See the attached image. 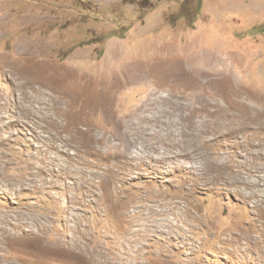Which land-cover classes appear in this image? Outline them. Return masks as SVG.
<instances>
[{"label":"rangeland","instance_id":"374dc122","mask_svg":"<svg viewBox=\"0 0 264 264\" xmlns=\"http://www.w3.org/2000/svg\"><path fill=\"white\" fill-rule=\"evenodd\" d=\"M262 115L264 0H0V264H264Z\"/></svg>","mask_w":264,"mask_h":264},{"label":"bare ground","instance_id":"6f19581e","mask_svg":"<svg viewBox=\"0 0 264 264\" xmlns=\"http://www.w3.org/2000/svg\"><path fill=\"white\" fill-rule=\"evenodd\" d=\"M13 66V65H12ZM178 64L177 63H171V64H169L167 67H163L162 68V71H161V74H160V71H158L157 72V74H159V75H157L156 73L155 74H153V75H151V77H153V78H155V79H157L158 80V84L159 83H163L164 84V79L167 77V75L168 74H170V75H173L174 77V79H180L181 77H182V75L180 74V72H179V68H178ZM10 67V66H9ZM161 69V68H160ZM27 71V70H26ZM21 73V72H20ZM23 74V73H22ZM21 74V75H22ZM138 74V75H137ZM137 74L135 73L134 74V76L135 77H138V78H140V77H142L141 75H142V71H137ZM27 75V74H26ZM26 75H24L25 77H22L23 79H24V83H23V86L22 87H26V86H28V85H33L34 83H38L39 82V78H33V79H30L28 76H26ZM186 75V74H185ZM189 75V74H188ZM20 76V75H19ZM23 76V75H22ZM140 76V77H139ZM146 77H150V76H146ZM160 79V80H159ZM164 81V82H163ZM151 83H153V81L151 82ZM155 84V83H154ZM168 84V83H167ZM159 86V85H158ZM217 88H216V90H215V92L213 93V100H211V101H209L208 100V98L207 99H202V100H200L199 102H200V104H201V107L197 110V109H195V111H197L198 113H202V112H206L205 111V109H207V111H209V107H217V106H221L222 105V103H221V98H224V99H226V100H230V96H226L227 94H225L224 92H223V90H224V88H227V86L226 87H224L223 85L221 86V84L219 85V86H216ZM224 87V88H223ZM158 88V87H157ZM230 88V87H229ZM89 89V88H88ZM111 89H112V87H109L108 88V90H104L103 88H101L100 90H99V93L100 94H97L96 95V98H95V100H96V103L97 104H100L101 103V111H104V112H106V113H110V108H111V106H112V101H113V99H112V96H113V94H115L116 95V93H117V91H116V93L115 92H113L112 93V95H111V93L110 92H112L111 91ZM87 90V89H86ZM104 91V92H103ZM106 91H109V92H106ZM86 92V91H85ZM91 92V91H90ZM102 92V93H101ZM158 92V91H157ZM87 93V92H86ZM95 93V92H94ZM87 95V94H86ZM91 96L93 95V94H90ZM154 95V94H153ZM85 97V96H84ZM87 97V96H86ZM85 97V98H86ZM90 97V96H89ZM114 98V97H113ZM210 99V98H209ZM156 100H158V99H156ZM149 103H150V100L148 101ZM153 102V101H152ZM152 102H151V104H152ZM213 102H215L214 104H213ZM218 103V104H217ZM149 107H150V105H148ZM231 109H232V105L229 103V105H228V107H227V109L226 110H221L220 112H219V116H218V118L221 120V121H223L224 123H225V120L226 119H228L229 120V122L227 123V124H223V122H222V124L223 125H220L221 127H223L224 125L225 126H228V127H230L228 130H226V134H232L234 131L236 132V131H238L237 129H239L240 131H243V130H247V129H245V128H249V126H251V124H253V123H255V122H257V119L255 120V119H247L246 117H247V115H249L248 113H245L244 111H242V112H239V113H233V112H231ZM193 111V110H192ZM210 111H211V109H210ZM195 113V112H194ZM198 116V115H197ZM196 116V117H197ZM187 117V116H186ZM208 117V116H207ZM241 117V118H240ZM262 117H264V115H262ZM238 118H239V120L241 119L242 121H239L238 120ZM160 120V119H159ZM187 120H188V122L190 123V124H195V121L193 120V118L189 115L188 116V118H187ZM207 124H212V121H211V123H209V122H207ZM213 125H215V122L213 121ZM212 125V126H213ZM193 127V126H192ZM207 126L205 125V128H206ZM209 129V128H208ZM213 129V128H212ZM220 133V132H219ZM175 137H177L176 135H174L173 134V132L172 133H170L168 136H166L165 137V139H161V141H163V144H164V147H166V150H167V157L170 155V153H173L171 150L172 149H176V148H179V151L175 154V158H188V157H190L191 159H193V161H195L194 159H196V157H195V154H194V151H196V149L194 150V151H192V148L191 149H189V151L187 150V146H186V144H184V140H176V138ZM155 139V138H154ZM164 140H166L167 142H164ZM248 140V139H247ZM203 143V142H202ZM205 143V142H204ZM199 147L200 148H203V145L202 144H200L199 145ZM194 148V147H193ZM215 156V155H214ZM259 156V155H258ZM261 159V158H260ZM192 161V162H193ZM185 162V161H184ZM255 165V164H254ZM224 166V165H223ZM252 167H253V165H252ZM225 168V167H224ZM245 235V234H244Z\"/></svg>","mask_w":264,"mask_h":264}]
</instances>
